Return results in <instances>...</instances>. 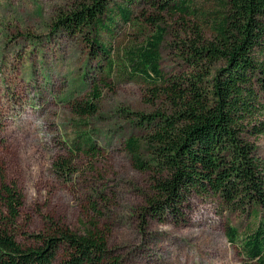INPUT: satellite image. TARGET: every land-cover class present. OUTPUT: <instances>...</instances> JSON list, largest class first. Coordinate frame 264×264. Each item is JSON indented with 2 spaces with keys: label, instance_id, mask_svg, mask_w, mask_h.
<instances>
[{
  "label": "trees",
  "instance_id": "16d2710c",
  "mask_svg": "<svg viewBox=\"0 0 264 264\" xmlns=\"http://www.w3.org/2000/svg\"><path fill=\"white\" fill-rule=\"evenodd\" d=\"M146 2L155 14L136 15L139 0H82L55 27L93 36L88 41L103 60L101 84L112 78L138 82L149 97L169 106L125 113L135 132L127 152L135 169L150 173L153 191L142 218L181 224L194 196L214 197L225 211L248 220L244 230L226 226L228 241L249 264H264V158L252 141L264 135V0H220L214 13L196 8L195 0ZM162 13L179 16L190 28L189 42L182 41L190 55L186 73L163 71L168 28L160 24ZM126 26L138 27L145 38L115 56L109 43ZM148 30L153 32L147 36ZM89 97L71 102L80 120L98 114L100 84ZM87 129L86 121L75 125L70 154H99ZM71 163L60 161L58 170L71 171ZM23 204L0 164V264H121L96 224L84 235L57 229L47 237L34 235L35 245L21 244Z\"/></svg>",
  "mask_w": 264,
  "mask_h": 264
},
{
  "label": "rangeland",
  "instance_id": "374dc122",
  "mask_svg": "<svg viewBox=\"0 0 264 264\" xmlns=\"http://www.w3.org/2000/svg\"><path fill=\"white\" fill-rule=\"evenodd\" d=\"M81 1L0 0V164L6 182L24 199L19 241L35 245L34 235L47 237L57 229L84 235L96 224L121 264H249L225 233L227 225L244 230L248 220L225 211L214 197L194 196L181 224L142 218L153 191L150 173L135 169L127 152L126 143L135 132L125 113L149 114L169 106L149 97L138 82L112 78L101 84L103 60L88 41L93 36L55 27L58 17ZM146 1L139 0L136 15L156 13ZM195 4L202 12L221 8L220 0ZM161 17V26L168 28L163 71L186 73L190 55L182 41L189 42L190 28L179 16ZM138 31L120 28L109 43L113 55L140 45L145 37ZM97 84L99 112L80 120L71 102L89 99ZM83 121L98 155L69 153L75 125ZM252 141L264 158V135ZM62 160H72L71 171L58 170Z\"/></svg>",
  "mask_w": 264,
  "mask_h": 264
}]
</instances>
